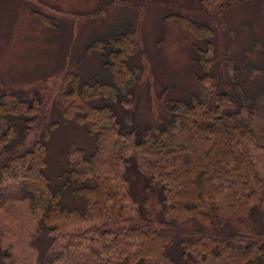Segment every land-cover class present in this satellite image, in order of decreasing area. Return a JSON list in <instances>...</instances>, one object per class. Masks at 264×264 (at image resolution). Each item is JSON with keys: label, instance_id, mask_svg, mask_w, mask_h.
Returning <instances> with one entry per match:
<instances>
[{"label": "trees", "instance_id": "16d2710c", "mask_svg": "<svg viewBox=\"0 0 264 264\" xmlns=\"http://www.w3.org/2000/svg\"><path fill=\"white\" fill-rule=\"evenodd\" d=\"M111 3L87 16L83 54L99 56L97 70L66 63L49 112L40 92L0 83L1 208L24 202L37 220L38 264H264V59L242 66L225 53L222 67L207 8L170 14L194 38L198 89L167 84L140 117L147 53L128 18L97 19L124 0ZM72 126L87 145L66 142L54 162V140ZM2 232L0 264H19Z\"/></svg>", "mask_w": 264, "mask_h": 264}, {"label": "rangeland", "instance_id": "374dc122", "mask_svg": "<svg viewBox=\"0 0 264 264\" xmlns=\"http://www.w3.org/2000/svg\"><path fill=\"white\" fill-rule=\"evenodd\" d=\"M226 1L204 4L201 0H124L113 11L96 16L100 21L107 18L104 27L128 18L137 28V48L147 53L145 72L139 82H146L141 88L144 90L139 102L140 117L147 113L149 101L156 102L157 92L167 84L177 89H198L190 63L194 38L178 22L167 19L170 14L207 8L199 16L217 31L215 48L222 67L225 53L233 55L237 62L246 55L257 64L264 59V0H230L231 4ZM109 2L114 0H0V83L5 89L24 91L30 96L40 92L49 112L68 69L66 63L84 74L97 70L99 56L83 54L95 26L87 16ZM34 10L61 19L64 29L42 24ZM72 17H80V25ZM71 20L76 23L73 30ZM69 35L77 37L73 46H69ZM69 50L74 52L72 57ZM78 55L82 56L80 62ZM248 62L242 61V66ZM86 141L80 127L61 131L53 143V161L61 160L62 145L66 142L87 145ZM7 205L8 210L0 206L3 245L12 249L19 264H38L33 243L37 220L24 202ZM59 248L60 243L54 244L56 252ZM54 264H62V260Z\"/></svg>", "mask_w": 264, "mask_h": 264}]
</instances>
